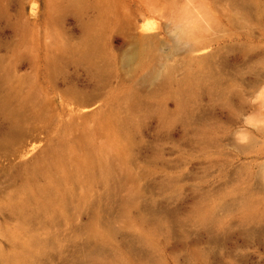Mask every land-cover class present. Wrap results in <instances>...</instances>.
Segmentation results:
<instances>
[{"label": "rangeland", "instance_id": "374dc122", "mask_svg": "<svg viewBox=\"0 0 264 264\" xmlns=\"http://www.w3.org/2000/svg\"><path fill=\"white\" fill-rule=\"evenodd\" d=\"M262 85L264 0H0V264H264Z\"/></svg>", "mask_w": 264, "mask_h": 264}, {"label": "clouds", "instance_id": "9594fccd", "mask_svg": "<svg viewBox=\"0 0 264 264\" xmlns=\"http://www.w3.org/2000/svg\"><path fill=\"white\" fill-rule=\"evenodd\" d=\"M253 102H259L264 104V85H262L256 95L253 97ZM245 123L252 126L253 128L264 126V120L257 121L253 119L252 115L246 118ZM240 143H244L248 140V135L246 132H237L235 137Z\"/></svg>", "mask_w": 264, "mask_h": 264}, {"label": "bare ground", "instance_id": "6f19581e", "mask_svg": "<svg viewBox=\"0 0 264 264\" xmlns=\"http://www.w3.org/2000/svg\"><path fill=\"white\" fill-rule=\"evenodd\" d=\"M132 47L129 49L124 55L127 62H134L139 59L142 50L143 44L141 39L137 38L134 39L133 44L131 43ZM90 47V45H88Z\"/></svg>", "mask_w": 264, "mask_h": 264}]
</instances>
